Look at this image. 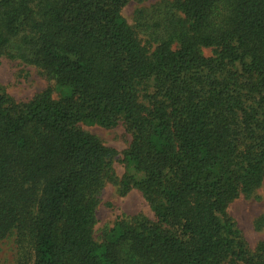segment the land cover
I'll list each match as a JSON object with an SVG mask.
<instances>
[{
  "label": "trees",
  "instance_id": "16d2710c",
  "mask_svg": "<svg viewBox=\"0 0 264 264\" xmlns=\"http://www.w3.org/2000/svg\"><path fill=\"white\" fill-rule=\"evenodd\" d=\"M0 0V60L51 87L0 82V253L13 264H264L230 206L264 183V0ZM207 52L209 54H207ZM124 126L119 153L84 126ZM108 184L154 218L96 238Z\"/></svg>",
  "mask_w": 264,
  "mask_h": 264
},
{
  "label": "rangeland",
  "instance_id": "374dc122",
  "mask_svg": "<svg viewBox=\"0 0 264 264\" xmlns=\"http://www.w3.org/2000/svg\"><path fill=\"white\" fill-rule=\"evenodd\" d=\"M175 0H147L143 4L129 3L123 13L128 23L135 27L136 14L140 8H158ZM207 54H209L207 52ZM0 82L14 98L19 101H29L36 95L51 87L48 80L36 69L24 67L17 62L7 59L0 60ZM86 130L99 137L106 145L115 148L119 157L115 162V171L119 178L125 173L123 153L130 147L132 138L124 126L108 130L98 126H84ZM232 217L238 223L250 247L254 249L260 241L264 240V183L253 196L241 197L229 209ZM145 215L153 219L154 214L138 191H132L128 196L121 197L117 188L108 184L101 198L98 210V225L96 238L99 239L102 230L112 225L120 216L135 217ZM0 253V264H13L11 247L6 244Z\"/></svg>",
  "mask_w": 264,
  "mask_h": 264
}]
</instances>
